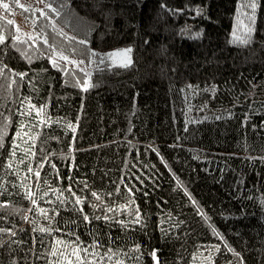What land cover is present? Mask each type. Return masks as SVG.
<instances>
[{"label":"trees","instance_id":"1","mask_svg":"<svg viewBox=\"0 0 264 264\" xmlns=\"http://www.w3.org/2000/svg\"><path fill=\"white\" fill-rule=\"evenodd\" d=\"M256 2L243 39L234 29L249 0H0L9 46L0 44V264H57L59 253L71 256L57 242L75 240L70 231L89 254L93 240L101 253L112 249L104 264H239L236 252L264 264V0ZM123 46L131 63L100 62ZM43 49L57 53L58 67ZM25 96L36 108L21 117ZM70 182L89 214L103 207H92V191L127 207L112 227L93 219V230L71 223L76 214L64 207L44 218L39 209L51 216L46 201L60 191L74 199ZM137 208L142 224L122 230L115 221L135 219Z\"/></svg>","mask_w":264,"mask_h":264},{"label":"snow or ice","instance_id":"2","mask_svg":"<svg viewBox=\"0 0 264 264\" xmlns=\"http://www.w3.org/2000/svg\"><path fill=\"white\" fill-rule=\"evenodd\" d=\"M4 7L8 8L9 5L4 4ZM49 7H50V5H49ZM247 7H249L252 11L248 13L249 24L245 28V33L249 32L252 29V25H255L257 22V17H256L257 2H256V0H249ZM100 8H101V11L108 9L110 13L115 12V7H110L106 4H101ZM172 11L176 12V11H180V9H172ZM43 14H44L43 11H41V15H43ZM41 38L44 39L43 37H41ZM11 39L13 41H16L18 39V37L12 36ZM243 39H246V36L243 37ZM5 40H6L5 35L0 33V44L3 45V50L7 51L9 46L4 43ZM86 42H87L86 38L84 41H81V43H86ZM45 44H47V39H45ZM13 47H15V44H13ZM51 47L52 46L49 45V49H51ZM120 51H123L126 54L124 62L125 63H131V59L127 55L128 53L131 52V47L130 46L126 47ZM40 55L48 56L49 63L52 65V67H54V68L58 67L57 61L55 59L57 53L55 51H51V54H49L48 49H43L40 51ZM93 55H95V53H93ZM100 62L103 63V59H101ZM61 71H67V69L61 67ZM17 75L19 77H21L22 79L26 78L25 72H18ZM29 83L31 84V81H29ZM88 86L89 85H88L87 80H85L84 84L81 85V87L85 88V89L88 88ZM212 90L213 91L215 90V85L212 86ZM49 91L51 92V89ZM26 102H27V107H26ZM19 104H20V108L18 109V111H19V114L21 117H26L29 112H31L34 108H36V105L32 103V98L30 96H25L23 100L19 101ZM45 107H46V103L40 104L41 109H43ZM247 117H248V114L245 113V119H247ZM79 119H80V117L78 116L77 120H79ZM69 126L71 127V125H69ZM29 127H31V124H29ZM23 128H24V123L19 122L18 128H17V136L19 135L20 131L23 130ZM128 131H131V129H129ZM73 132L75 133V128H73ZM0 136H2V133H0ZM16 138L17 137H13V140H12L13 148L11 150H8L9 151V157L15 155V149L18 147V145L16 144ZM177 139H180V137H177ZM3 148H6V145L2 141H0V149H3ZM8 167H11V165L9 164ZM42 167H43V164L39 163L37 165L36 170H35V176L37 178V183H39L41 180V174H40L39 169ZM28 171L30 173L33 171L31 166L28 167ZM44 183H47V181L45 180ZM125 186L127 187V185H125ZM83 188L84 189L90 188V184L86 181V178H85V182L83 183ZM117 190H119V186L117 187ZM52 191L53 190L51 188L48 189V192H52ZM81 191H83V189H81ZM128 191L131 192L132 189L128 188ZM185 191H187V189H185ZM48 192H44L43 195L44 196L48 195ZM67 192L70 193L71 197H74V199H70L69 196H66L64 194V191H60L59 196H58V200L46 201V203H49L50 205H52V207L50 209L51 210V216H49V209H45V208L39 209L41 215L44 218L51 220L53 217L56 216L60 207H64V208L72 211L74 214H76V219L72 220L71 223L75 224L77 227H79L82 224V225H84L85 228L93 230L92 223H91V221L93 219H95L97 221L103 220L108 227H112L113 226L112 222L115 218L116 213L120 210V208L127 207V204L119 205V206L115 205V204H105L103 198L98 194V192L92 191V196L97 201H99V203H93L92 207L94 209H101V206H103V207L101 209L100 214H96L95 212L89 214V213L85 212V210L82 206L84 203V199H85L84 196L78 195L76 193V191L73 190V186H72L71 182L68 185ZM107 195L111 196L112 193L109 192V193H107ZM188 196H189V199L192 200V203L197 206V214H200L199 202L196 201L192 197L191 193H189ZM25 198L29 199L31 201V204L36 205L38 194L34 193L31 190V188L28 187V188H26V191H25ZM129 203H131V201H129ZM78 205L80 207H77ZM109 213H112V215H109ZM128 215H129L128 220L119 219V220L115 221L117 224H119L121 226L122 230L124 228L131 226V225L142 224L141 212H140L139 208H137L135 211V219H131V213H129ZM203 215L205 217L207 216L206 213H204ZM24 219L27 220V215L24 216ZM183 223H184V221H182V220L178 221L176 223V226L179 227V225L183 224ZM0 231H5V230L0 229ZM6 231L11 232V229H7ZM34 231H35V229H34ZM41 231H44V229H41ZM68 235L69 236H75L76 239L75 240H67L66 239V240L60 241V239L57 238V242H59L66 249H70L71 256H68L67 253H59L61 259L57 261V264H64L65 260L67 261V264H85V257H87V264H104L105 259H107L109 261H111L113 259V256L109 255V253H111L113 251L112 249H108L107 251L101 253L100 248H102L103 245L101 244L100 241L93 240L92 251L89 254V249L87 247H82L81 246L82 242L78 243V241L80 240V237L75 233V231H70ZM217 247H219V246H217ZM133 248L135 249V251L129 252L126 255V259H132V258L136 257V251H139V246L134 244ZM153 255L155 256V253H153ZM235 255L237 257H240L239 264H245V261L243 260L241 254L239 252H236ZM73 256L75 257V260L72 259ZM119 264H123V262L121 261V262H119Z\"/></svg>","mask_w":264,"mask_h":264},{"label":"rangeland","instance_id":"3","mask_svg":"<svg viewBox=\"0 0 264 264\" xmlns=\"http://www.w3.org/2000/svg\"><path fill=\"white\" fill-rule=\"evenodd\" d=\"M248 20H249V18L247 15L238 20V23L234 29L235 37L242 38L248 33V32L245 33V28L249 24ZM126 47H129V46H123V47L116 48V49H113V50H110L107 52H103L100 54L101 55L100 58L103 59V61H108L112 65H127L129 63L124 62L126 54L123 51H120ZM127 55L131 59V52L128 53ZM85 72H87V71L85 70Z\"/></svg>","mask_w":264,"mask_h":264}]
</instances>
